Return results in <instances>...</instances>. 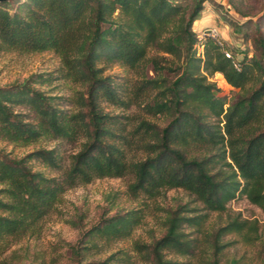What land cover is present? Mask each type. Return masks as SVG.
<instances>
[{"label":"trees","instance_id":"obj_1","mask_svg":"<svg viewBox=\"0 0 264 264\" xmlns=\"http://www.w3.org/2000/svg\"><path fill=\"white\" fill-rule=\"evenodd\" d=\"M9 1H0V50H53L61 57L56 77L85 89L77 90L74 108H60L33 85L55 77L36 73L21 83L0 86V139L23 145L44 136L81 139L62 179L30 164L37 159L63 168L55 148L39 147L19 157L0 148V264L12 263L7 250L40 230L44 218L58 209L66 188L105 176L131 174L128 193L133 198H154L181 187L202 206L180 203L169 209L160 237L135 240L133 250L139 256L120 251L91 259L83 250L129 237L146 214L143 208H133L102 215L73 246L74 264H190L166 255H197L201 238L190 236L186 227L204 236L211 257H202L200 264H221L226 245L222 238L228 233H237L246 243L261 239L257 220L230 216L211 230L206 222L212 211H225L239 194L264 211L262 34L254 38L260 56L229 57L212 36L206 37L205 50L197 56L193 24L205 0H193L191 7L175 0H24L25 9L15 12L5 7ZM151 49L156 53L151 55ZM158 52L181 60L175 70L182 71L169 82L142 72L131 84H120L105 74L102 63L111 61L138 72L149 63L159 71L166 56ZM216 72L239 88L234 100L217 94L218 84L209 80ZM156 88L161 90L152 95ZM102 100L124 108L137 104L168 121L160 125L137 114H112ZM17 105L30 107L36 119L28 120ZM84 218L81 212L79 220Z\"/></svg>","mask_w":264,"mask_h":264},{"label":"rangeland","instance_id":"obj_2","mask_svg":"<svg viewBox=\"0 0 264 264\" xmlns=\"http://www.w3.org/2000/svg\"><path fill=\"white\" fill-rule=\"evenodd\" d=\"M24 0H11L5 3V7L11 12L24 10L21 7ZM183 5L192 6L193 0H175ZM189 7V8H190ZM207 27H216L222 48L236 54V58L247 59L252 56H260L256 48L254 38L258 34L264 36V0H205L204 8L200 17L194 22L193 28L198 35L196 43L197 56H202L205 50V40L200 38L202 30ZM156 53L151 49L150 54ZM162 67L159 71L151 69V64H145L139 72L128 68L118 61L102 63L105 74L113 75L116 82L131 84L136 78H141V73L147 77L162 79L164 82L173 80L182 69H176L181 60L164 52ZM61 57L53 50L20 52L17 50H0V86L13 83H21L36 73H43L46 78H53L43 82L35 81L33 85L51 96L53 104L60 108H74L77 98V90L85 89L71 79L59 76ZM259 72H261L259 70ZM32 76V77H33ZM35 77V76H34ZM210 81L218 84L217 94L223 95L230 102L235 99L239 88L232 86L221 72L209 76ZM162 81V83H164ZM160 88H156L152 95L158 94ZM104 109L112 114L124 116L126 114H137L147 117L160 125H165L168 117L148 113L142 106L137 104L130 108H124L109 101L102 100ZM228 105V104H226ZM17 111L23 112L28 120H35L36 113L30 107L17 105ZM213 118V116H211ZM81 139L70 141L63 138L44 136L40 140L29 144H17L5 139H0V148L11 152L12 156H23L29 151L39 148H55L61 157L63 168H52L40 160L30 161L35 170H40L48 176L63 178L64 170L69 166L71 154L80 146ZM131 174L124 177H98L88 183H80L68 187L64 191L63 200L58 204V209L44 218L41 228L34 234H29L14 243L7 252H11V264H39L42 261L50 263L56 259V264H74L73 246L80 240L82 232L94 224L102 215L114 214L133 208H143L145 218L133 233L124 239L112 240L110 243L101 242L99 248H88L83 250L88 258H104L112 252L128 251L139 256L133 250L135 240L153 241L164 233L163 217L169 209L175 208L180 203H188L190 206L202 205L195 200L187 190L181 187L168 188L154 198L141 195L133 198L128 193V184L132 181ZM81 212L85 218L80 221ZM238 215L240 218L257 220L261 239L254 243H246L243 238L235 232L223 236L222 242L225 247L221 250V264H264V211L260 206L252 202L245 194H239L228 202L227 209L223 212L212 211L206 226L211 230L219 224H224L230 216ZM72 218L74 221H67ZM75 222V223H74ZM81 222V223H80ZM81 224L80 227L78 225ZM190 236L204 238L201 232L186 227ZM198 241L197 255L181 256L174 251H167L168 258L186 260L190 264H200L202 257L208 258L207 244ZM82 244V243H81ZM211 257V255L209 256ZM234 259L237 261L234 262ZM149 264V263H148Z\"/></svg>","mask_w":264,"mask_h":264},{"label":"built area","instance_id":"obj_3","mask_svg":"<svg viewBox=\"0 0 264 264\" xmlns=\"http://www.w3.org/2000/svg\"><path fill=\"white\" fill-rule=\"evenodd\" d=\"M207 35H211L212 37L216 38L220 44H223V42L219 38L218 29L216 27H207V28H204L202 30L201 34H199V37L202 39V38L206 37ZM224 51H225V54L227 56H229V57H232L233 56V53L230 50L224 49ZM235 65L237 67H239L238 66V62H236Z\"/></svg>","mask_w":264,"mask_h":264},{"label":"water","instance_id":"obj_4","mask_svg":"<svg viewBox=\"0 0 264 264\" xmlns=\"http://www.w3.org/2000/svg\"><path fill=\"white\" fill-rule=\"evenodd\" d=\"M0 1H4V0H0Z\"/></svg>","mask_w":264,"mask_h":264}]
</instances>
